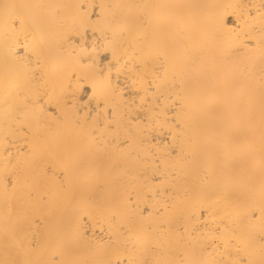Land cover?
Masks as SVG:
<instances>
[{
  "label": "bare ground",
  "instance_id": "1",
  "mask_svg": "<svg viewBox=\"0 0 264 264\" xmlns=\"http://www.w3.org/2000/svg\"><path fill=\"white\" fill-rule=\"evenodd\" d=\"M0 264H264V0H0Z\"/></svg>",
  "mask_w": 264,
  "mask_h": 264
}]
</instances>
